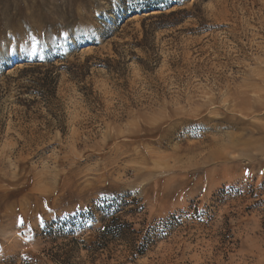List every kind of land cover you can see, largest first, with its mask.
<instances>
[{"label":"rangeland","instance_id":"obj_1","mask_svg":"<svg viewBox=\"0 0 264 264\" xmlns=\"http://www.w3.org/2000/svg\"><path fill=\"white\" fill-rule=\"evenodd\" d=\"M143 3L0 0V264H62L43 229L106 201L183 226L91 262L95 210L76 264H264V0Z\"/></svg>","mask_w":264,"mask_h":264},{"label":"trees","instance_id":"obj_2","mask_svg":"<svg viewBox=\"0 0 264 264\" xmlns=\"http://www.w3.org/2000/svg\"><path fill=\"white\" fill-rule=\"evenodd\" d=\"M226 194V192H223ZM95 210H99L102 219V225L98 228L96 240L90 245H84V249L87 250V256L91 262L98 258H101L103 254H109L108 259L112 258L113 253L116 251L119 244L124 245L125 249L129 251V255L135 257L138 254H143L146 250V244L155 242L157 238L161 237L168 232H172L174 227L177 226L180 229L183 223L180 222L179 217L172 216L169 220L162 222L158 227H152L144 235V229H136L134 222H130L123 218V215L119 213V209H116V205L113 201H106L104 205L97 206ZM95 210H89L88 212L81 213L77 216L70 217L63 220L52 221L47 227L43 229V234L51 241L63 239V243L58 246L59 251L53 253L55 258L62 264H76L72 260V257L78 246L75 244L73 235L95 215ZM206 215L204 212H200L198 208L194 209V213L191 215L193 220L201 221V218ZM153 231V233L151 232ZM219 237L221 248L223 251H227L234 243L231 238L230 223L227 221L222 229L219 230ZM144 240V243L141 241Z\"/></svg>","mask_w":264,"mask_h":264},{"label":"snow or ice","instance_id":"obj_3","mask_svg":"<svg viewBox=\"0 0 264 264\" xmlns=\"http://www.w3.org/2000/svg\"><path fill=\"white\" fill-rule=\"evenodd\" d=\"M77 3L82 5V11L90 8V0H76ZM109 5H112L114 3V0H108ZM120 5L123 6L124 10L127 12L131 10L130 14H134L137 11H142L146 6L143 3V0H120ZM120 5H116L119 7ZM94 15L101 16L102 13H94ZM35 39V37H33ZM247 174V173H246Z\"/></svg>","mask_w":264,"mask_h":264}]
</instances>
